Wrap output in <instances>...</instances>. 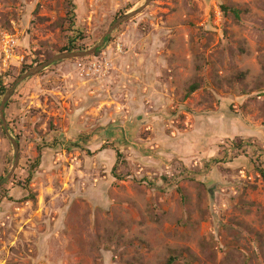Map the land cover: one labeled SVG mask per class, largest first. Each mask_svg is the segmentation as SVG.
Wrapping results in <instances>:
<instances>
[{
	"label": "rangeland",
	"instance_id": "obj_1",
	"mask_svg": "<svg viewBox=\"0 0 264 264\" xmlns=\"http://www.w3.org/2000/svg\"><path fill=\"white\" fill-rule=\"evenodd\" d=\"M145 3L0 0V264H264V0H151L22 79Z\"/></svg>",
	"mask_w": 264,
	"mask_h": 264
},
{
	"label": "water",
	"instance_id": "obj_2",
	"mask_svg": "<svg viewBox=\"0 0 264 264\" xmlns=\"http://www.w3.org/2000/svg\"><path fill=\"white\" fill-rule=\"evenodd\" d=\"M151 2V0H146V3L140 7L139 9L132 11L130 13L125 14L124 16L120 17L119 19H117L109 28L108 32L106 33V35L102 38L100 44L98 46H96L95 48H93L92 50H89L87 52L84 53H72V52H67L64 53L62 55H58L56 57H54L51 61H49L48 63L36 67L34 69H32L30 72H28L25 76L22 77V79H27L29 77H31L32 75H35L36 73H38L40 70L45 69L46 67H48L49 65H51V63L55 62V61H61V60H65V59H73V58H78V57H86V56H90L93 55L95 53H97L98 51L102 50V48H104V46L106 45V43L108 42L111 34L114 32V30L120 26L121 24L125 23L126 21L131 20L132 18L136 17L137 15H139L145 8L148 7L149 3ZM10 96V92L7 93V96L4 98V101L2 103V119L3 121L5 120V115H4V111H5V107H6V103L7 100ZM6 132L8 133L7 127H6ZM9 137L12 139V137L9 135ZM13 143L16 145V155H15V164H14V168L16 167V165L18 164V160H19V154H18V145L17 143L12 139ZM14 173V170H12V173L10 174V176ZM8 179H5L3 182L0 183V186H2Z\"/></svg>",
	"mask_w": 264,
	"mask_h": 264
},
{
	"label": "trees",
	"instance_id": "obj_3",
	"mask_svg": "<svg viewBox=\"0 0 264 264\" xmlns=\"http://www.w3.org/2000/svg\"><path fill=\"white\" fill-rule=\"evenodd\" d=\"M222 10H223V13L224 14H227V8L226 7H222ZM235 15L237 16V13H235ZM74 45H70V48H72V49H75L74 47H73ZM65 50H68V49H65ZM246 74L245 73H239V77L238 78H244V76H245ZM199 88V86L197 85V83H195V84H192L190 87H189V92H188V95H190V94H192V93H194L197 89ZM6 88H5V86H4V84H3V82L0 80V92L4 95L5 93H6ZM29 181L31 180V176L29 177V179H28ZM174 261H175V258H171L169 261H168V264H173L174 263Z\"/></svg>",
	"mask_w": 264,
	"mask_h": 264
},
{
	"label": "built area",
	"instance_id": "obj_4",
	"mask_svg": "<svg viewBox=\"0 0 264 264\" xmlns=\"http://www.w3.org/2000/svg\"><path fill=\"white\" fill-rule=\"evenodd\" d=\"M119 50H121L120 47H119ZM109 66H110V64L108 62H104V64L102 66H99V67H98L97 63H93L92 67L90 69H91V71H93V69H94V72H97V73L107 72Z\"/></svg>",
	"mask_w": 264,
	"mask_h": 264
}]
</instances>
